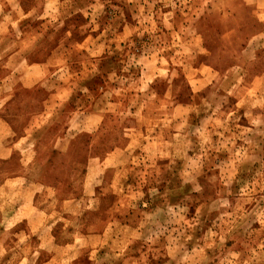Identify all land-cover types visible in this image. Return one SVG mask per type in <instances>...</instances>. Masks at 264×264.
<instances>
[{
	"label": "rangeland",
	"instance_id": "rangeland-1",
	"mask_svg": "<svg viewBox=\"0 0 264 264\" xmlns=\"http://www.w3.org/2000/svg\"><path fill=\"white\" fill-rule=\"evenodd\" d=\"M11 96L0 264H264V0H0Z\"/></svg>",
	"mask_w": 264,
	"mask_h": 264
},
{
	"label": "crops",
	"instance_id": "crops-1",
	"mask_svg": "<svg viewBox=\"0 0 264 264\" xmlns=\"http://www.w3.org/2000/svg\"><path fill=\"white\" fill-rule=\"evenodd\" d=\"M25 86L26 88H28L30 85L26 84ZM13 97L14 96H11L10 98L4 97L2 98L3 100H1L0 102V127H2L0 128V136L6 135L7 131H8V134L13 132L10 129V122H9L13 117L20 118V119L28 117L26 115H23L22 111H19V113H17L18 109L17 107H15V103L17 106V104L20 101L16 100V98H13ZM8 99H9V109L10 110L6 111V108L8 107V102H5V101H8ZM33 119L36 121H33ZM38 119H39V115H36L34 117L33 115H31V122H30V124L32 125L31 129L34 127V124L35 122H37ZM6 120H9L8 121L9 124L7 123ZM10 149H16V145L12 146V148ZM2 150H8V148L6 146H0V151ZM35 182H38V180H33L31 179L30 176L26 174H19V175H15L11 177H4L0 179V194L1 195L4 194L5 196L7 192H12V193H18L20 195L26 190L27 184H30V183L32 184L31 186L33 187L35 186L36 188L38 186L44 187L43 185L41 184L39 185V183H35ZM4 196H2V198L0 197V231L1 232H11V234L13 232L14 237L18 239L23 238V234L25 236V233L27 231L33 232L37 230L41 232H46L44 233V235L40 234L38 236V240L46 241L45 246L41 244L40 247L42 248L43 251L52 255L50 256V258L48 257L46 259V262L47 263L52 262L54 260L53 253L55 249L57 248V246L59 245L56 246L53 240L48 239L47 232L49 230L53 231L54 226L52 225V227L50 228L49 221L47 219L45 218L39 219L40 213L37 214L35 211H34L35 213L30 212L28 208L29 205L27 204L26 201L19 202L16 206H14L11 209L10 206L7 205L6 199ZM26 229L27 231H24ZM24 241L25 240L22 239V241H18L16 245L14 244L13 246H9L7 244V246L10 248H13V247L18 248V250L16 251L18 252L19 255H21L20 252L24 251L25 249L24 247L26 246V244H24ZM2 245L6 246V244H2ZM21 261H27V260L23 258L21 259Z\"/></svg>",
	"mask_w": 264,
	"mask_h": 264
}]
</instances>
